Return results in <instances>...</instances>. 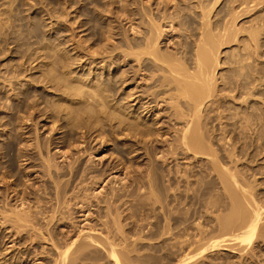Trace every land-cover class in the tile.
I'll use <instances>...</instances> for the list:
<instances>
[{"label": "bare ground", "instance_id": "obj_1", "mask_svg": "<svg viewBox=\"0 0 264 264\" xmlns=\"http://www.w3.org/2000/svg\"><path fill=\"white\" fill-rule=\"evenodd\" d=\"M224 1L228 2L229 5L227 8L225 7L226 9H220L219 7L220 10H217V8L220 3H222V0H147L146 2L144 0H129L127 4L124 3V19L122 20L126 21V25H129V28L127 30L124 29V26L121 28L125 30L123 31L125 32L123 37L124 43L121 44L123 38L121 41L118 39L121 42L118 44L124 45L126 50L121 52V54L123 53L121 55L123 58L122 64H118L117 67L114 65L115 69H122L115 75L116 78L110 75V71L114 69L112 63L115 64V60L118 59V57L120 58V54H115L114 49L116 48L113 47L114 45H110L114 48H110L113 49L112 51H110L108 46L110 40L114 37L110 34H118L114 32L117 27L109 28L107 34L110 35L111 39H107L109 35L105 38L108 42L104 45L105 48H102L103 51H101V49V52L97 51L99 53L91 52L92 57L88 59L90 60L89 66L91 64H94V66L92 65L93 67L91 66L88 68L89 72L86 71L88 73L86 75L88 76L87 78L83 76L85 75L83 72L80 77L74 76V71L72 72L70 69L72 64L70 66H63L64 68L62 69L64 70L62 71L61 69L62 72L59 70L58 78L55 79L46 71H36L37 74H40L38 76L35 75L36 78H39L44 85L50 83L49 86L54 88H51L54 90L53 93L56 90V92H61L58 96H60V94L62 95V97L59 98L56 96L55 100L58 98L56 101L52 99L54 100L52 102L51 100L52 108L49 106L50 110L44 106L45 108H42V110L40 109L41 111L39 110V112L47 115L49 111L53 109L52 111L56 113H63L64 116L57 114L58 116L53 117H65V119L62 120H67V122H65L66 124L68 123L70 128L75 130L76 127V130L79 132L81 130L80 137H78L80 138L79 143L78 141V144L76 143V148L78 150L72 146V149L74 147L80 155L77 156L74 161H72V157L71 159L68 158L71 161L68 162L67 171H69L68 173L72 178L78 177L79 175L91 174V177L89 175L90 179H88L89 177H84L89 180L90 184L101 187L99 188V193L96 191L98 193H96L97 196L100 195L101 197V195L107 194L106 200L104 201L106 213L103 211L106 214L105 217L108 218L110 216L109 218L112 217L115 221L117 217V221L120 219L119 217H123L122 220L125 221L129 220V217L132 216L133 218H137L133 215V210L136 211V209L131 210L133 212L132 215L128 214V212L127 214L124 213V215L122 212L123 209L118 205L119 202L125 200L123 199L124 193H128V196L126 194L127 197L130 196L129 193H132L129 190L130 188H127L128 183L122 185L121 182L125 179L131 182L139 181L141 178L138 179V177L142 176L141 173H145L146 171L148 172V179L150 178L149 181L146 178L149 191L145 188L147 183H143V187L148 191L146 194H148L147 196H138V199L134 198L136 202L135 208L139 206L140 213L138 211L139 208H137V211L141 214V212H145V209L147 210L146 207L153 204L156 205L157 203L155 207L160 204L161 215L156 218L157 221L155 220L156 223L152 224V227L149 226V228L151 227L150 229L143 227L142 224L134 225L133 223L132 226L130 224V227L126 228L125 225H120L121 219L118 222L113 221L114 225H112V221L110 222V220H107V222H110L108 224L100 218L103 221L102 223L99 219L102 224L98 221L99 225L97 223V225H91V217L93 216L91 208L94 202L91 204V200L93 199L90 198V196V200L87 198L88 202L87 199L83 200V196L86 195L87 192L81 196L83 201H76L77 203H74L76 206H78V203H81L77 211H79L83 220H80L81 223L79 226H76V224L73 226L74 224H72L73 227L71 229H69L70 226H66L67 230L63 232L60 229L59 231L57 227L55 228V226L62 225L59 223L63 218V215H60L62 213L61 210L64 206L63 210H65V208L68 209L73 205L71 202L73 200L75 202L78 198L74 197V195L71 197V195V199L67 200L68 197L66 198L67 202L66 200L65 202L62 201L67 194V184L61 185V182L58 181L59 183H57L55 182L56 180L54 181L57 183V185L55 184V190L58 197L55 201L58 205L56 204L57 207L55 205L56 208L53 207L54 209H51L52 213L48 216L49 218L46 216L47 207L40 204L41 200L36 206H31L30 204L32 203H29L27 200L28 195L30 196L33 190L28 188L29 190L21 191V195L20 192L15 190V187L14 190H11L7 194L9 197V195L13 193L14 197L12 199L16 200V205H14L12 212L10 211V215H6L9 217L11 216V220L8 219V222L11 224V226L9 225L11 234L9 238L14 235V239L10 241L12 245L8 248V250L11 249V253H4L7 248L4 247L2 250L1 247L3 245H0V264H12L11 262L17 259V255L12 260L7 257L10 255V258H12L11 256L13 255L11 254L14 252H16L14 254L20 255L21 258L26 257V259L29 257V254H32L35 262L37 260L40 261V259L44 260L45 263L43 262L42 264H201V259H203L205 257L204 255L209 253V251L215 253L218 249L229 248L233 250L234 247L235 249L239 246V248H241V245L245 247L238 249L239 253H241L240 250L243 252L246 247L248 249L250 245L251 248L248 250L252 251V242H255L257 238H264V200L261 201L262 197L264 199V194L262 196V192L260 193L262 196L260 199L259 192L257 194L256 190H259L258 188L261 184H259L258 180H254L258 179L255 178L257 176L256 173L254 177V174L250 175L255 172V168L253 167H256L255 163H258L260 158L264 155V64L261 62L264 58V37L261 38L259 34L263 32L260 31V28L261 30L264 28L263 19L256 22V29L252 26L249 27L250 31H248L249 33L247 34L248 38L246 37V39L243 37L245 40L241 39V42H247L242 43V45L245 44L243 45L244 47L240 46V48L234 52L225 53L227 61L225 60L224 64H222L223 61L221 58L223 52L222 48L229 45L233 39L239 38L237 34H240L242 30L240 27H236L239 19L243 17V14L244 16L245 14L247 15V12L257 11L258 8L256 7L261 3L264 4V0ZM154 4L156 7H153ZM105 13L110 14L111 10L108 9ZM110 15L113 14L111 13ZM107 17L110 18L111 16L107 15ZM114 19L116 23L121 24L120 16H116ZM97 24L99 25V23ZM81 25H83V22ZM259 26L263 28H259ZM257 27L259 28L258 30ZM174 33L178 35L172 37ZM176 37L178 40L173 42ZM237 41L240 43V38ZM239 45H241V43ZM117 50L118 47L116 51ZM97 55L106 56L98 57ZM108 57L110 58L109 62L107 61L109 60ZM38 58L39 57H36L34 60ZM78 58L81 61V58ZM106 62L111 64L109 65V69ZM86 64L87 61L83 63L81 61L78 67L82 68L83 65ZM100 64L102 65L97 67ZM77 65L78 63L76 66ZM222 65H227L228 67L224 69ZM73 66L75 65L73 64ZM98 70H104V76L99 75V73H97ZM221 70L222 74H220ZM107 72L108 78L106 79L105 74ZM77 75H79L78 72ZM136 77L140 79L138 81L139 83L134 87L138 91L134 93L133 90L130 89L125 98L123 97L126 99L124 104L121 103L122 101L115 100L113 94H109V91L116 93L121 91L118 87H121L120 89L123 90L131 88L137 82L134 80ZM62 80L66 81V84L61 83ZM133 80L135 81L134 83ZM116 93L115 95H117ZM138 93L139 95H136ZM27 95L28 94L20 96L21 98H18L19 101L16 102L13 107L22 109L25 105L29 106L31 104V106H29L30 109H28L32 111L26 110L27 107H25V113H27V111L28 113L30 112V115L26 114L29 115L27 121L30 122L29 118L31 114V117H33V113L37 111V107L39 109V102L33 101V103L35 102L36 104L32 105L31 101L29 104L27 102L29 95ZM111 95L114 99L111 98ZM135 95L136 97H134ZM117 98L121 99L119 96ZM136 100L138 101L137 105H134ZM161 103H169L171 104L170 106H172L171 108L174 109L170 108L173 110V113L172 118H169L171 124H174L171 126L169 122V126L174 127V130L173 128L172 130L176 135L173 139L171 138L172 140L170 139L171 141L167 142L168 144L165 142L166 145H164V147L167 146L166 149H162L161 152L157 153V143L160 142L158 137L161 134H159L158 131L164 130V127L154 128L155 124H159L160 121H155L154 127L147 125L146 122L148 120L146 122L144 121L146 124H143L144 122H139V117L135 116L139 113L137 112L136 114L135 111L132 112L131 110H135L136 107L139 106L137 110H142L141 113L146 112L145 114L151 113L154 115V110L160 109L158 107ZM55 121L59 120L55 119ZM179 122H182V125L176 128ZM57 123L59 124V122ZM104 125H107L106 127H111V131H113L115 127L125 130L123 133H126V135L122 141L129 143L122 147H118V154L121 156V159L118 161L114 160L115 162H110L106 165L101 163L102 167L99 168L98 166L97 169L96 165L94 168L82 169L83 157L80 158L81 156L85 155V157H89L90 161L93 162L94 160L92 161V157H96L105 150L108 140H106L105 137H101L103 133H98L99 130L103 131ZM169 126H167L168 129ZM73 129H71V131ZM78 131L77 133L79 135ZM70 133L71 132H69V134ZM92 134H96L93 136L94 138L92 141L97 140L96 142L99 141V143H101V146H97L99 148H95L96 146L93 148V145H91L92 141H90L91 143L88 141V137ZM66 135L70 137L68 133ZM67 136L66 138L68 139ZM71 137L69 139H71ZM40 145L41 144L36 141L33 147H37V150L41 153L42 151L39 149ZM45 145L46 144H44V146ZM54 145L57 146L59 144ZM141 145L143 149L145 148L146 154L154 155L155 160L151 163L153 168L148 169L149 165L147 164L148 168L145 172V167L143 166L144 169L142 172L136 169V171H132L135 172V175L128 176V172H130L128 171L124 174L125 177L121 178V174L126 170V164L123 163L122 160H130L127 156L125 157V153H127V155L132 154V152H135L133 148L141 147ZM49 147L50 146H48V148ZM68 152H60L58 158L66 162L68 160L67 157L71 156L69 155L70 153L67 154ZM21 157L23 156L21 155ZM133 157L136 160L140 157V154L136 153ZM40 158L43 159V157ZM184 158L187 160H185L186 167L182 169L181 166L176 163V168H171L170 171L168 170L169 172L165 174V177H167L166 182H168L169 185L167 184L168 187L164 186L166 188H164L163 185L162 187H158L159 194H157V192H155L157 189L155 186L156 183L153 184L151 179L154 169L163 170V165L168 163L167 161L171 160L172 162H177L181 159L184 160ZM81 159L82 161H80ZM243 160H245V162ZM50 161L47 160L48 163H46L45 159V163L48 164V176L51 178L52 176L54 177V175H57V177L64 175L63 173L58 174L57 169L56 171L51 170L54 165L52 166ZM95 162H93V165ZM148 163L150 162L148 161ZM252 164L254 165L252 166ZM258 164H262V161ZM243 165L244 167L242 168ZM89 166H91V164ZM140 167L139 165V168ZM262 169H264V167ZM262 169L260 170L264 172ZM127 170L129 169L127 168ZM133 170H135L134 167ZM158 170L156 172H159ZM58 171H60V169ZM165 171L162 172L165 173ZM118 173H120V175L115 176V174ZM53 177L52 179H54ZM251 179L256 181V184L254 183L255 185L259 184L258 187L253 185V180L251 181ZM263 180L264 179L259 181L263 182ZM1 181L3 180L1 179ZM105 182L107 184L108 182L109 184L113 182L115 185L117 183L120 185L121 183L122 186H119V188L117 187L118 184L116 186L114 185L117 189L112 187L111 190H109L110 192L107 193L108 189L105 188ZM163 182H165L164 179ZM16 183L17 182H15V184ZM86 184H84L86 187H91L88 185V182ZM103 184L104 187L102 186ZM174 184H176V187H173ZM181 184H184L183 188H185V190L181 188ZM262 185L264 186V183H262ZM141 187L139 188L141 189ZM79 188L81 187L79 186ZM144 188H142L141 191H143ZM179 188L185 191V193L183 194V191ZM48 189L50 190V188ZM86 190L87 189L84 191L86 192ZM167 190L172 191V193L174 190L173 195L170 196V194H167L169 193H166ZM120 191H122L123 194ZM135 191H133V193ZM136 193L137 192L133 195L136 196ZM88 195L90 194H87V196ZM95 198L97 197L95 196ZM103 199L104 198H102V201ZM128 200L132 201L131 199ZM61 201L64 202V206L61 204ZM130 201L129 204L131 203ZM185 201L190 209H193L192 212H194V214H196L198 210L200 212L202 211L203 214L205 213L204 216H206L207 212H209V214L213 213L214 215L216 214L215 212L218 211L222 213L226 212L213 216L214 218L216 217L215 225L217 224L219 227V235L216 238H206L205 233L209 231L211 227L209 230H206L208 226L206 225L207 227H205L203 225L205 222H202V219H200L202 223L198 224L199 221H196L197 223L195 222V224H197L194 225L196 226L195 233L191 234V231L189 232V229L192 228L189 219L193 214L191 211H188V208L186 210L183 209L185 206L182 207V210L178 208L182 206L180 204H183ZM129 204H127L128 207L133 205L132 203ZM73 207L75 208L74 205ZM151 208L153 209V207ZM71 209L69 208V211ZM152 209L150 210L152 211ZM183 210L184 212H182ZM177 211H179L180 214L174 215ZM149 213L151 214V212ZM111 214H115L114 216L116 219L111 216ZM140 216H143V214L139 215V217ZM150 216L152 217L153 215ZM102 218L104 217L102 216ZM149 218L146 219L152 221L155 219V217H152L153 219ZM205 220L207 221L208 219L205 218ZM135 221L136 220L133 222L136 223ZM201 224L205 228H203ZM213 225L214 223L211 226ZM211 230L213 231V229ZM60 235L61 237H58ZM168 241L174 242L168 243ZM232 242H235V244L233 243L235 246L231 245ZM36 247H38V251L36 249L34 251ZM1 251H4L3 254ZM249 252L250 251H248V254ZM4 254L6 256H4ZM19 259L20 257H18L17 261H19ZM8 260H11L10 263H7ZM20 263L22 264V262ZM13 264H15V262Z\"/></svg>", "mask_w": 264, "mask_h": 264}, {"label": "rangeland", "instance_id": "obj_2", "mask_svg": "<svg viewBox=\"0 0 264 264\" xmlns=\"http://www.w3.org/2000/svg\"><path fill=\"white\" fill-rule=\"evenodd\" d=\"M107 1H109V0H0V245L1 246L3 245L2 247L1 246L0 247L2 248V250L4 249V247L7 248V250H5V252L1 251L2 254H3V252L4 253H6V252L9 253L11 251V249L8 250V248L12 245L10 243V241L12 239H14V235L11 238H9V236L11 235L10 234V229H9L11 224L8 222V219L11 220V216L9 217V216H6V215H10V211L12 212V209H13L14 205H16V200L12 199L14 197L13 193H11L9 195V197H8V194H7L11 190H14L15 187H16L15 190L20 192L21 195H22V192L24 190H27L28 188L33 190L32 194H30V196L28 195V199L27 200L29 201V203H32V204H30L31 206H33V205L36 206V204L41 200L40 204H42L43 206L45 205L47 207L46 208V211H47V215L46 216L48 217V216H50V213H52L51 211L54 208H56L57 205H58V203L55 201V200H57V197H58V195H56V190H55V187H56L57 183L61 182V185L62 184H67V186H66L67 187L66 188L67 194H66V197L63 198L62 201L65 202L67 197H68L67 200L71 199L70 198L71 195H72L71 197H73V195H74V197H78V198H77V200H75V202H74V200L72 201L73 203L71 202V204H73L75 206V208L73 207V205H71L69 207L70 209L72 208L71 209L72 212H71V210L69 211V208L68 209L65 208V210H63V208L65 206L63 204L64 202L61 201L62 202L61 204H63L64 207L62 208V210H61L62 213L60 215H63V218H65L67 222L65 221V219L62 218L61 222H59L62 225L61 226L60 225L59 226H55V228L57 227L58 230L60 229L63 232H64V230L65 231L67 230L66 226H68V227L70 226L69 229H71L73 226H75V224H76V226L80 225V223H81V221L83 219H82L81 214L77 210H78V207L81 206V203H78V206H76L75 204L77 202L86 200L87 198L89 200H90V198L93 199V200H91L92 202L90 201L91 204L94 202L92 204L93 206L91 208V212H92V215H93L92 217L94 218L93 219L91 217V220H92L91 221V225L92 224L93 225H97V224L99 225L98 221L100 222L101 219H103L104 222H107V220H110V222L112 221L111 222L112 225H114L113 224L114 222H118L121 219L120 225H122V226L125 225L126 228L130 227V224L132 226V223L134 225H141L142 224L143 227L149 228V226L152 227V224L156 223V221H157L156 218H158L161 215V210H160V206H159L160 204H158L159 207L158 206L155 207L157 205V203H156V205L153 204V205H149L148 207H146L147 210L145 209L144 213L141 212V214H143V216H140L141 217L140 218L139 217V215H141V214H139L140 213V211H139L140 207L136 206V208H135L136 202L134 201V198L138 199V196H147V194H148V193L146 194V192L149 191V188H147V186H148V181H149L150 178L148 179V177H147V173L148 172L146 170L148 168V165H149L148 169L153 168V165L151 164V163H153L152 161L155 160V157H154L153 154L152 155L146 154L145 153V148L143 149L142 148L143 146L141 145V147H134L133 148V149H135L134 150L135 152H132V154H129L130 157H129V155H127V153H125V157L127 156L128 158H130V160L128 159V161H127L125 159L126 162H125V160H122L123 163L126 164L125 165L126 166V170L123 172V174H121V178L125 177L124 174L126 172H128V171L131 172V174H130V172H128L129 173L128 176H133V175H135V172H132V171H136V169L138 171V169H139V172H142L143 169H144L143 166L145 167L144 172L145 171L146 172L145 173L142 172L141 173L142 176L138 177V179L141 178V180H139L141 182H139L137 180V181H135L136 182L135 183L134 181L133 182L128 181V179H125L124 181L121 182L122 185L128 183V187L127 188H130L129 190L132 193H129V195H130L129 197H127L128 193H126L127 196L124 193V198L123 199H125V200H123L122 202L118 203V205L121 207V209H123V211L121 209L120 210L123 212V214L124 213L127 214V212H128V214L132 215L133 212H134L133 215H135V217H137V218H133V216H132V217H129L130 218L129 220L126 219L127 221H125V220H122L123 217H119L120 219L117 221L118 217L116 219V217L114 216L115 214H111V216L115 217L116 221L112 217L109 218L110 216L108 218H106L105 217L106 208H105L104 201L106 200V197H107L106 195L107 194H105V195L103 194V195H101V197H100V195L97 196V194L100 192L99 188H101V187H97V186H94V184L92 185V184L89 183L88 179H90L91 174H89L90 177H89L88 174L87 175L85 174V175H79L78 177L72 178L71 175L68 173L69 171H67L68 170L67 166L69 164L68 162L71 161L70 160L71 157L73 158L72 161H74V160H76L75 158H77V156L80 155L78 153V151H77L78 149L76 148V145L79 143L80 138H78V137H80L81 130L79 129L80 130V132H79L78 130H76V127H75V130L73 128H70V126H68V123L66 124L67 120H65L66 122L63 121L65 119V117L64 118L63 117H59L61 120L58 117H56V118L53 117V116H58L60 114H61L60 116H64L63 113H59V112L56 113L55 111H52L53 109H51V111H49V113L50 112L51 113L47 114L48 115V118H47L46 114H45L46 115L45 116L44 114H41V112H39L40 109L42 110V108L44 109L45 107H47L48 110H50L51 103L55 100L56 96H58L59 93H61V92H56V90H55V92L53 93L54 90H52V89H54V88L49 86L50 83L47 84V85H44V83L41 82V80L39 78L35 77V75L36 76L40 75V74H37L36 71H39V70L46 71V72H48L50 74L51 77H53L55 79V78H58L59 72L61 71L62 68H64L63 66H65V65H69L70 66L72 64L71 68L70 67L69 68L71 69L72 72L74 71L73 72L74 76L80 77L82 72H83V73H85V75H83V76H85V78H87L88 76H86V75L88 73L86 71L89 72L88 68H90L92 65L94 66V64H91L89 66L90 60H88V59H90L92 57L91 56V52H97V51L101 52V51H103L102 48H105L104 45L107 44L108 40L111 39L110 35L114 36L112 38L114 40L111 39L110 42H109V46L108 45H106V46H108L109 49L113 48V47H115L117 49V47H118L117 51H116V49H114V48L113 49H114L115 54L116 53L120 54V58L118 57V59L115 60V64L112 63V65H113L112 67L114 69L111 70L112 72L110 71V73H111L110 75H113V77H115V75H117L122 70V69H120V70L115 69V67H117L118 64L119 65L122 64V59L123 58L121 57V55L123 53L121 54V52L126 50L124 45H120L118 43L124 37V33L125 32H123V31H125V30H127L129 28V25H126L127 24L126 21L122 20V19H124V16H123V13H124L123 11L125 10L124 3L127 4V1H129V0H111L112 3H111V1H109L111 5ZM144 1L146 2L147 0H144ZM104 3H106V4H104ZM261 4L258 7H256V8H258L257 11H253V12L250 11L251 13L247 12V15L245 14V16H244V14H243V17H241L239 19L236 27L237 28L240 27L242 29L240 31V34H237V36L240 38L241 45H239L240 43L237 41V40H239V38L237 37L238 39H233V41L230 42L229 45L224 46L222 48L223 52H222V55H221L222 56L221 58H222V61H223L222 64H224L225 60L227 61V59H226L227 56H225V53L234 52V51L238 50L240 48V46L244 47L243 45H245V44L242 45V43H244L245 41L241 42V39L245 40L246 37L248 38L247 34L249 33L248 31H250L249 27L252 26V27H255V29H256V26H257L256 22H258L260 19H263V21H264V8H263L264 4H262V5ZM154 5H153V7H156V5L155 6ZM228 5H229L228 2H225L224 0H222V3H220V5L218 6L217 10H220L222 8H225V7L227 8ZM219 7H220V9H219ZM106 8L110 9L111 13L113 15H110L111 13L110 14L105 13L108 10ZM105 9H106V11H105ZM248 13H250V14H248ZM86 14H88V15H86ZM105 14H107V15H109L111 17L108 18L107 15H105ZM116 16H120L121 17V19H120L121 20L120 21L121 24H118V23L115 22L114 18ZM95 21L97 23H99V25ZM82 22H83V25H81ZM123 26H124L125 30L121 29V28H123ZM99 27H100V29H99ZM111 27L112 28L113 27H117V29H115L114 32H116L118 34H110V35L107 34L109 32L108 31L109 28H111ZM260 27H262V26H259V28ZM259 28L257 27V30ZM263 29L261 30V28H260V31L261 32L263 31L262 33H259L261 38L264 37V30ZM242 31H245V32H242ZM176 35H178V34L174 33V35H172V37H174ZM107 36H108V38H107L108 40L107 39L105 40V38ZM243 37H245V38H243ZM177 40H178V38L176 37V38H174L173 42L177 41ZM123 43H124V38H123V42L121 44H123ZM245 43H247V42H245ZM110 45H112V46L114 45V46L112 47ZM113 49H110V51H112ZM99 52H97V53H99ZM88 56H90V57H88ZM97 56H94V57L98 58V57H100L102 55H99L98 57ZM104 56H106V55H103L102 57H104ZM36 57H39V58L34 60V58H36ZM78 57L81 58L82 63L87 61V64L83 65L82 68L78 67L80 65V63H81V61L79 60ZM108 59L109 60H107V61L109 62L110 58L108 57ZM117 60H118V62H117ZM261 62L264 64V58H263V60ZM77 63H78V65L76 66ZM73 64L75 66H73ZM106 64L108 65L107 67L109 69V65H111V64H109L107 62H106ZM101 65L102 64L98 65L97 67H99ZM114 65H115V67H114ZM222 67H224V69H225L228 66L227 65L226 66L222 65ZM63 70L64 69H62V71ZM81 70H84V71H81ZM77 72H78L79 75H77ZM97 73H99V75H101V76L102 75L104 76L105 71L104 70H98ZM220 74H222V70L220 71ZM107 76H108V72L105 74V78L106 79L108 78ZM81 78H83V77H81ZM103 80H104V78H103ZM134 80H136L137 82L131 88H126V89H124L125 90L124 91L123 89H120L121 87H118V89L121 90V91H118L117 93L113 92V91H109L110 92L109 94H113L115 100L122 101L121 103L124 104L126 102L125 101L126 99H124V98H125V96L127 95L128 91L130 89H132L134 93H136V91H138L134 87H135V85H137V83H139L138 81L140 79H138L136 77ZM134 80H133V83L135 82ZM140 82H142V81H140ZM61 83L66 84V81L62 80ZM111 92H113V93H111ZM25 93L29 95V96L27 95L28 98H29V99H27L28 103L32 101V105H33V104H36L35 102L33 103V101L39 102L38 103L39 104V109L37 107V111L33 113V115H34L33 117H31L32 116V114H31V116L29 118L30 122L27 121V119H28L27 117L30 115L29 114L30 112L28 113V111H27V113H25L26 110L30 109L29 108V106H31L30 103H29L30 104L29 106L25 105V107H27V109L25 107L22 108V109H20L18 107H17L18 109L13 107L14 104H16V102L19 101L18 98L20 96H25L26 95ZM63 93H64V91H63ZM115 93L117 95H115ZM136 95H139V93L136 94ZM136 95L134 97H136ZM113 96L111 95L112 99H114ZM118 96L121 97V99L117 98ZM59 97H62V95L60 94V96H58V98ZM122 98H123L124 101L122 100ZM52 99H54V100H52ZM51 100H52V102H51ZM137 102L138 101L136 100V103L134 102V105L135 104L137 105ZM28 103H27V105H28ZM170 105L171 104H169V103H161V105L158 107L161 110L160 109L154 110V112H155L154 115L151 114V113L150 114H145L146 112L141 113L142 110H137L138 109L137 107H139V106H137L135 110L134 109L131 110L132 112L135 111L136 114H137V112L139 113L138 115H135V116L139 117L138 118L140 120L139 122L143 123L144 121L146 122L148 120L146 122L147 125H149V126L151 125V127H152L154 125L155 121L156 122L160 121L159 124H157V125L155 124V127L154 126L153 127L154 128H156V127L157 128L158 127H164L165 131L164 130H162L160 132L158 131V133L159 134L161 133V134L158 137L160 142L157 143V153L161 152L162 149H166L167 146L164 147V145H166L167 142L171 141L174 138V136L176 135V134H174V131H173L174 127H171L174 123L171 124L170 119H169V118H172V113H173V110H174L173 108H171L172 106H170ZM167 107H169V108H167ZM170 108L173 109V110H171ZM29 111H32V110H29ZM157 111H158V113H157ZM54 113H56V114H54ZM26 114H29V115H26ZM52 117H53V120H52ZM54 118L56 120L58 119L59 121H55ZM140 118H142V119H140ZM30 119H32V120H30ZM53 121H55L56 123L53 122ZM57 122H59V124ZM145 122L143 124H146ZM169 122H170L171 126H169L170 125ZM181 123L179 122V124H178V126L176 128L180 127L182 125ZM106 126L107 125L103 126V129H102L103 131H101V130L98 131V133L99 132L103 133V135L101 134V137H105V139L108 140V144H107V146H105L106 147L105 150H103V152H101L102 155L99 154L96 157H92V161L93 160H94L93 162L96 161L94 163V165H93V162L90 161L89 157H87V156L85 157V155L81 156L80 158L83 157L82 158L83 161H82V159L80 160V161H82V169L94 168L95 165H96V169H97L98 166H99V168L102 167V164L106 165V164H109L110 162H115V161H118L119 159H121L120 158L121 157L120 154H118L119 153L118 147H122L123 145H125V144L127 145V143H129V142L126 143V142L122 141L124 139L125 135H126V133H123V131L125 132V130H122V128L119 129V128L115 127V128H113V131H115V132H113V131H111L112 130L111 127H106ZM167 126H169L170 130L168 129ZM57 128H58V130H57ZM172 128H173V130H172ZM71 129H73L74 131L73 130L71 131ZM166 129L168 130V132H167ZM77 131L79 132V135H78ZM120 131H122V132H120ZM69 132H71V133L69 134ZM65 133L66 134L68 133V135L70 137L72 135L71 139H69L70 137H68ZM96 134H92L90 137H88L89 140L88 139L87 140L89 142L92 141L93 138H94L93 136H95ZM66 136L68 137V139L70 141L66 138ZM76 136H77V138H76ZM63 137H65V138H63ZM48 138H49V140H48ZM61 138H63V139H61ZM72 139H73L74 142L72 141ZM166 139H167V141H166ZM119 140H121V141H119ZM36 141L41 144L40 148H39L42 151L41 153H40L39 150H37L38 149L37 147L36 148H34L35 146L33 147V144H35ZM77 141H78V143H77ZM96 141L95 140L92 141L91 145H93L92 146L93 148L95 146H96L95 148H99L97 146H99L101 144V143H99V141L98 142H96ZM69 142H70L71 145L69 144ZM161 143H162V145H161ZM12 144H14V145H12ZM44 144H46V145L44 146ZM54 144H59L61 146H59V145L56 146ZM48 146H50V147L48 148ZM69 146H71V147H69ZM72 146H74L77 150L74 147L72 149ZM63 150L66 151V152L69 151L67 154L70 153L69 155H71V156L67 155L69 157L66 156L67 159L70 158L66 162L63 161L62 159L58 158L60 156V152H64ZM72 150H73V152H72ZM39 153H40V155H39ZM136 153L140 154V157L135 160V158L133 156ZM21 155L23 157H21ZM40 157H43V159L40 158ZM263 157H264V155H263ZM263 157H261V158H263ZM150 158H151V161H150ZM152 158H154V159H152ZM261 158H260V161H258V163H261V161H262V164L255 163L256 167L253 166L254 164H252V166L255 168V170H254L255 172L254 173L251 172L252 174H250V172H249L250 175L254 174L253 177L256 176V175L258 176V177L257 176L255 177V178H258V179H254V180H258L259 184H261V185L258 184L259 185V188H258L259 190H256L257 194L259 192V196H260L259 198L260 199H261V197L264 194V188H263L264 186L262 185V183H264V180H263V182H260L262 179H264V172L260 170V169H262L264 167V163H263L264 162V158L263 159H261ZM45 159H46V163H48L47 160L48 161H50V160L52 161V162L50 161V163L52 164V166L53 165L54 166L52 167L53 169L51 168V170L56 171V169H57L58 174H62L63 173L64 175H62L60 177L58 176L59 178L57 177V175H54V177L52 176L54 179H52V177L50 178V176H48V172H47V169H48L47 165L48 164L45 163ZM147 160L150 163H148ZM185 160H186V158H184V160L181 159V160H179L177 162H172L170 160V161H167L168 163H165L163 165V170L162 169H159V170L158 169H156V170L154 169L153 175L151 174L152 175L151 179H152V183L153 184L156 183L155 186H156L157 189H156L155 192H157V194H159L158 187H162V185H163V187L164 186L168 187V185H169V183L166 182L167 181V177H165V174H167L170 171L171 168L172 169L176 168L175 167V166H177L176 163H178L181 166V168L184 169L186 167V161H187V160L186 161ZM159 161H161V160H159ZM243 161L245 162V160H243ZM84 162H86V163H84ZM88 162L91 164V166H89L90 164ZM57 164H58V166H57ZM139 165L141 166L140 168H139ZM146 165H147V167H146ZM257 165H259V166H257ZM260 165H262L263 167L260 166ZM54 167H55V170H54ZM58 167H60V168H58ZM133 167H134L135 170H133ZM243 167H244V165L242 166V168ZM258 167H260V168H258ZM62 168H64L65 170L62 169ZM127 168L129 170H127ZM45 169H46V171H45ZM59 169H60L61 172L58 171ZM157 170L159 172H156ZM161 170L162 171L166 170V171L164 173ZM262 170H264V169H262ZM45 172L47 173V175H46ZM255 173H256V175H255ZM143 174H145V175H143ZM117 175H120V173L115 174V176H117ZM162 175H164V176H162ZM81 176H82V178H81ZM84 176L86 178L87 177H89V178L86 179ZM156 177H157V179H156ZM146 178L148 179V181H146L147 180ZM251 178H252V176H251ZM1 179L3 181H1ZM83 179H84V181H83ZM163 179L165 180V182H163ZM109 180H111V179H109ZM252 180L253 179H251V181ZM254 180L252 181L253 185L256 184V181H254ZM54 181L57 182V183H55ZM86 181L88 182V185H90L91 187H89V186H87L88 188L86 187V185H87ZM115 181H117V180H115ZM15 182H17V183L15 184ZM90 182H91V180H90ZM121 183H120V185L117 183L118 184V185L116 184L117 187H119V186L121 187L122 186ZM143 183L144 184L147 183V185H145V188L148 191H146V189L143 187L144 186ZM69 184H71V185H69ZM84 184H86V185H84ZM104 184L102 185L103 187H104ZM106 184H105V188L108 189L107 193L110 192L109 190H111L112 187L114 188L116 186L113 182L111 184H109V182H108L107 185ZM78 185L81 188H79ZM175 185L176 184H174L173 187H176ZM258 185H255V186L258 187ZM47 187L50 188V190ZM117 187H115V188L117 189ZM139 187H141V189L144 188L145 191L144 190L141 191V189ZM166 187H164V188H166ZM183 187H184V184L182 185L181 188H183ZM89 188H90V190H89ZM181 188H179L181 191L185 190V188H183V190ZM79 189H82L83 191L79 190ZM85 189H87L86 192L84 191ZM135 189H136V191H135ZM89 191H90V193H89ZM133 191L137 192L136 196L133 195V194H135V192L133 193ZM120 192L123 194L122 191H120ZM142 192H144V193H142ZM164 192H165V190H164ZM167 192H169V193H167ZM261 192H262V196L260 194ZM86 193L90 194V195L87 196ZM166 193L170 194V196H171V195H173L174 190H173V193L170 190H167ZM184 193H185V191H183V194ZM83 194H86V195L83 196ZM92 194L93 195L96 194V195L93 196ZM81 196H83V200H82ZM89 196H90V198H89ZM95 196L98 199L95 198ZM84 197H85V199H84ZM99 197H100V200H99ZM102 198H104L103 201H102ZM127 198L131 199L134 203L132 201L128 200ZM88 199H87V202H88ZM67 200H66V202H67ZM263 200L264 199L262 197L261 201H263ZM124 201H125V203L127 201V203L125 204ZM129 201L133 205H130L131 203L129 204ZM101 203H103V204H101ZM186 203L187 202L185 201L183 203L185 205H183V204H180L182 206L178 205L179 206L178 208H180L182 210V207L185 206L183 209L186 210L188 208L189 209L188 211L192 212L193 209H190L189 205H187ZM123 204H125V205H123ZM127 204H129L130 207H128ZM55 205H56V207H55ZM121 205H123L124 207L121 206ZM132 207H134V208H132ZM151 207H153V209ZM137 208H139L138 209L139 213L137 211ZM155 208H157V209H155ZM132 209H136V211L133 210V212H132L131 211ZM150 209H152V211ZM147 211L151 212V214L149 212H147ZM155 211H157V212H155ZM136 212L138 213V215H137ZM159 212H160V214H159ZM182 212H184V210ZM148 213L150 215H153L152 217L153 218L155 217V219H153ZM200 213H201V215L203 214V212L202 211L200 212L199 210L197 211L196 214H194V212H192L193 215L189 219V223H190V226H192V228L189 229V232L191 231V234L195 233L196 226H194V225H197V224H195L196 221L197 222L199 221L198 224L202 223V222H205V223H203V225L205 227L208 226L207 227L208 229H206V230H209L210 227H211V229H213V231L210 229L209 231H207L205 233L206 234L205 235L206 238H208V239H209V237H210V239L216 238L219 235V227L217 226V224L215 225L216 217L214 218L213 216H215L216 214L217 215L221 214L222 212L221 211L215 212L216 213L215 215L213 213H210L211 214L210 215L209 212H207L206 213L207 217L204 216L205 213L202 215L203 217L200 215ZM224 213H226V212H223L222 214H224ZM154 214H155V216H154ZM176 214L179 215L180 214L179 211H177L174 215H176ZM64 215H65V217H64ZM147 215L149 217H151V218H149ZM97 216H98V218H97ZM102 216L105 219L102 218ZM145 217L149 218V219H153V221L152 220H147ZM205 218H207L208 220L206 221ZM200 219H202L201 220L202 222H200ZM134 220H136L135 221L136 223L133 222ZM190 220H193V221H190ZM71 221H73V222H71ZM103 221H102V223H103ZM143 221H145V222H143ZM110 222H107V223L109 224ZM125 222L127 224L128 223L129 224L127 225ZM102 223L100 222V224H102ZM122 223H124V224H122ZM213 223H214V225L211 226ZM72 224H74V225L72 226ZM203 225H202V227L205 228ZM207 233H209V234H207ZM58 237H61V235L58 236ZM255 238H257V237H255ZM171 242H174V241H168V243H171ZM233 243L235 244V242H232L231 245L235 246V245H233ZM252 244H253L252 245V248H253L252 251L248 250L249 248H251V245H250V247L248 246V249H247V247L244 248L245 250L243 249L244 250L243 252L240 250L241 253H239L238 249H241L242 247H245L243 245H241V248H239L240 246L236 247L237 249H235V247L234 248L232 247L233 250L227 248V249H218L217 251H215V253L209 251V253H206V255H204L205 257L203 259H201V262L203 264H210V263H212V264H220V263H222L223 264L224 261H225L224 264H227L228 262H229L228 264H230L231 262H232L231 264H233V263L234 264H240L242 262H243L242 264H244V263H246V264H264V238L263 239L262 238H257V239H255V242H252ZM35 249L38 251V247L34 248V251H35ZM248 251L251 252V254L249 252L250 255L248 254ZM14 253H16V252H14ZM14 253L11 254V255H13V256H11L12 258H10V255L7 257L8 259L12 260L17 255L16 256L17 259L12 261L11 262L12 264L14 262H15V264H19L20 262H22V264H40V263L42 264L43 262L45 263V261L42 260V259H40V261L37 260L35 262L33 260L32 254L31 255L29 254V257L26 259V257L22 256L23 258H21L20 255L14 254ZM242 255H244V256H242ZM4 256H6V255L4 254ZM18 257H20L19 261H17ZM11 260H8L7 263H10ZM227 260H229V261H227Z\"/></svg>", "mask_w": 264, "mask_h": 264}]
</instances>
